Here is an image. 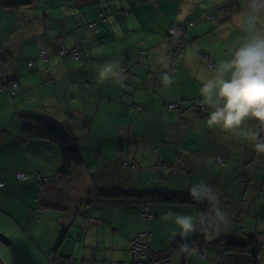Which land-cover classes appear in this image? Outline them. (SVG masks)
<instances>
[{"label": "crops", "instance_id": "obj_1", "mask_svg": "<svg viewBox=\"0 0 264 264\" xmlns=\"http://www.w3.org/2000/svg\"><path fill=\"white\" fill-rule=\"evenodd\" d=\"M184 1L35 0L32 5L16 10L28 16L29 9L45 8L43 14L36 11L29 15L30 18L9 19V12L2 15L0 12V57L4 59L0 79L4 76L19 84L15 94L8 88L0 93V181L4 182L0 187V216H14L12 229L18 235L17 239L4 238L2 241L6 247L19 244L29 248L34 251L31 254L34 258L46 264L52 253L63 264L94 261L124 264L132 258V238L148 230L151 254L160 256L181 239L179 235L173 237L172 234L161 239V233L168 226H173L178 232L175 216L196 215L198 209L191 205L151 204L150 211L157 219L147 223L139 214L143 204L127 203L118 198L104 199L100 194H189L193 185L205 183L215 190L221 207L231 216L232 225L235 219L232 218L234 211L230 202H239L240 198H247L254 190H259V182L264 180V154L257 153L254 144L241 136L209 128L206 122L211 109L204 113L200 111L204 106L200 102V88L203 81L213 75L214 69L206 55L216 64L229 57L228 51H220L222 44L218 43L223 41L217 37L209 38L211 43H207L205 51L197 52L190 48V45L203 46L200 40L209 35L193 34L192 29L197 24L186 26L194 12L185 11ZM65 4L71 12L59 19V33L49 35L46 20L42 17L48 15V8H59ZM101 14L105 20H101ZM233 16V13L231 16L223 15V21L232 20ZM206 19L212 25L219 23L211 14ZM21 21L29 24L23 32L19 30ZM94 22L97 23V32L90 26ZM172 22H184L186 29L184 37L174 38L175 47L182 52L175 48L169 58L165 50ZM201 26L207 27L205 23ZM13 33L17 35L16 42H8ZM59 37L65 39L69 48L81 51V59L77 62L82 60L83 64L73 65L74 60L67 57L52 66L40 61L35 68L27 69L24 48L16 44L33 40L31 45L35 48L36 57L39 50L46 47L53 51V58ZM95 50L102 52L101 58L105 62L102 66L115 64L123 74L124 85H117L120 92L114 98L121 95H127V98L123 97L119 102L108 98V105L105 99L114 94L109 89V81L103 84L97 81ZM161 58L167 67L161 64ZM77 74L84 75L85 81L80 86L100 87L97 98L88 95L94 92L91 86L80 89L73 85ZM164 74L171 79L169 85L162 82ZM173 103L182 104V107L167 111V106ZM85 106H91V110ZM26 115L51 119L68 127L77 138L84 164L63 175L65 161L54 143L41 139L24 140L21 136L19 119ZM100 118L113 122L115 126V131L108 135L114 136L108 149L95 143L90 145L87 141L93 137L94 127ZM195 120L205 126L190 132L188 124ZM243 127L261 135V131H257L261 128L254 120L247 121ZM213 132L212 136L223 137L221 142L209 137ZM125 138L131 140L126 147L122 144ZM237 145L242 147L241 151L236 150ZM216 156L224 158L223 167L216 165ZM206 160L210 168H221L217 174L214 171V176L210 174L211 169L202 175ZM159 161L167 166L162 168L157 179L154 167ZM124 162L136 164V170L129 172L123 166ZM238 168H242L241 171ZM18 172H25L28 179L19 180ZM37 173L47 179L43 191L38 189L34 176ZM240 175L253 176L256 180L254 183L238 180L248 188L236 198L235 191L225 186L228 182L233 183L232 177ZM221 185L224 187L220 188ZM258 204L253 202L249 207L244 204L245 209H240L236 218L241 217L248 227L254 219L249 212H257L258 216L264 212V204ZM168 214L171 216L165 219ZM62 233L66 235L61 241ZM234 236H241L240 240L247 242L253 237L247 229L244 233L232 234L233 239ZM214 240H217V235L197 247V250L202 249L201 257L211 262L214 260L213 256L210 257L213 251L206 255L204 247ZM182 254L177 253L178 257ZM224 254L232 255L236 264L250 261L254 264L249 254ZM258 264H264L260 252Z\"/></svg>", "mask_w": 264, "mask_h": 264}, {"label": "rangeland", "instance_id": "obj_2", "mask_svg": "<svg viewBox=\"0 0 264 264\" xmlns=\"http://www.w3.org/2000/svg\"><path fill=\"white\" fill-rule=\"evenodd\" d=\"M35 1V0H34ZM59 1V0H58ZM63 1V0H62ZM144 1V0H143ZM148 1V0H145ZM150 1H154L155 0H150ZM158 1V0H156ZM179 3V0H176ZM181 1V0H180ZM247 5H248V0H185L183 3V6L185 8V11L187 10L188 12H194V14L191 16V18L188 20V22H186V26H189L188 24L190 22L194 24H197L196 27L192 29V33L193 34H198L200 33V35H209V36H203V40H200L203 43V46H193L190 45L191 49H195L197 52L199 51H205V46L207 47V43L210 42L211 40L209 38L211 37H217V39H219L220 41L222 40L223 42L218 43L217 40L216 42L218 44H222V48L220 49V51H222L223 53H225L226 51H228V57L230 58L232 53L234 52L235 48L242 43L243 41H245L248 37V33L245 32L244 30V23H243V14L246 12L247 10ZM190 8H188V7ZM45 8H32L29 9L27 11V15L20 13L19 10H13V11H6L4 9H0L1 15L4 12H9L7 13V17L9 19L12 18H25L28 17L30 18L29 15H32L34 12L37 11V13L43 14ZM71 12V10L67 7V5L65 4V6H59V8H48L47 9V16L42 17V20L45 19L46 21V26L48 28V32L49 35H57L59 33L60 30V22L59 19H63L65 16L67 17V15ZM231 13L234 14L233 19H227L226 21H223V15H228L231 16ZM202 15V17H200ZM209 14H211V16L215 17L217 19V21L219 22L218 25H212V23L206 19V16H208ZM230 14V15H229ZM0 15V17H1ZM208 18V17H207ZM205 23L207 25V27H202L201 24ZM262 25H264V21L261 22ZM24 27H29V24H24V21H21V23L19 24V30L23 32V28ZM204 28V29H203ZM206 28V29H205ZM10 39L8 40V42H16V38L17 35L15 33H13L10 37ZM33 40L24 42L21 41L18 44H16L18 47L22 46L24 48L25 53L28 55L26 56L25 54V58L27 61V64L30 62L31 59H37L36 55V51L35 48L31 45ZM196 47V48H195ZM203 47V48H202ZM96 52V50H95ZM101 51H98L95 53L96 57H95V67L97 69H99L102 64H104L105 62H103L102 58H101ZM39 55V54H38ZM67 58V57H65ZM62 60H64V58L60 57V56H56L54 55L52 60L50 61V66L54 65L55 63H60L62 62ZM81 65L83 64V61H73V65ZM114 66L116 67V65L114 64ZM27 69L31 70L29 66H27ZM30 73V71H28ZM84 75L83 74H77L76 78L74 80V86L80 87V89L82 88V86H91L92 88H94V92L92 94H88L91 97L97 98L96 95L97 91L100 87L97 88V86L94 85H89V84H85L80 86V84L85 81L84 80ZM87 77V76H85ZM86 79V78H85ZM110 82V86L109 89L112 91V93L114 95H112L111 97L107 96L106 102H108L109 105V101L108 98H113L114 101L119 102L123 97L124 99L127 98V95H121L120 97H115L117 98V100H115L114 96L116 93L120 92V89L118 88L117 85H115L111 80H109ZM113 83V84H112ZM85 91V90H83ZM87 109L91 110V106H85ZM209 110V109H208ZM80 125V124H79ZM188 130L190 132H194V130H198L199 128L204 127L205 125L200 123L198 120L193 121L192 123L188 124ZM185 126H187V124H185ZM135 128H138L135 126ZM219 129V128H218ZM213 130H215V128H213ZM115 131V126L113 124V122H107V120H104L102 118L98 119L96 126L94 127V132H93V137L89 140H87L89 142V144L91 145L92 143L97 144L98 146L104 147L105 149H108L110 144L113 142V137L114 136H108L109 134L113 133ZM257 131L260 132L261 129L257 128ZM213 134H215V132H213L212 134H210L209 137H213L218 139V142L222 141L223 137H216V136H212ZM186 138V137H185ZM134 140V139H133ZM228 141H230V139L227 138ZM130 139L129 138H125V141L122 142L123 146H128V144L130 143ZM236 150L237 151H241L242 147L240 145L236 146ZM206 169L205 171L202 173V175H205L209 169L212 170V172L210 174H215V170H216V174L219 172L218 170L221 169L219 167H214V169L210 168L208 165V161L206 160ZM131 164V163H130ZM242 165V164H239ZM90 166V164H89ZM129 167V172L136 170V164H131ZM134 166V168H133ZM76 168H80V166H77ZM227 170V168H225ZM242 168H238V171H241ZM226 173V171H225ZM62 176V175H61ZM233 179V183L231 184L230 182L227 183L228 186L225 187H230L231 189H233L235 191L236 194V198L240 196L241 192L244 190H246V188H248L247 184H243L240 183L238 180V178L232 177ZM249 180H256L255 177L253 176H248ZM28 179V178H27ZM21 180V179H19ZM26 180V179H25ZM47 180V179H46ZM50 181V180H49ZM48 181V182H49ZM47 182V183H48ZM249 183V182H247ZM253 183V182H252ZM224 186L221 185L220 188H223ZM241 186H243L241 188ZM44 189V187H43ZM42 191V190H41ZM255 192H256V196H255ZM258 188L257 191L254 190L250 196H248L247 198L242 197L240 198V201L238 199L239 202L237 201H233L230 202L232 204L233 207V215L232 218L235 219L234 222H232V225L230 224L227 231H221L218 235H217V240H214L213 242H207V245H205L204 247V253L206 255H208L211 251H213V253H210V257L213 256L214 260L213 262L210 261V259H206V258H202L201 255L198 253V250L196 249V252L193 253L192 255H188L185 256V254L183 253L180 257H178L179 255L177 254H169L172 260V264H236L235 259L232 255H225L224 253H222L219 250V247H216L217 245H219L220 243V239L222 238H229L232 237V234L234 235H238L239 232L240 233H244V231L247 229L250 233H251V237H255L257 238L260 244L263 243L264 241V212H262L260 214V216L256 214L249 212V216L252 215L253 216V221L248 225L246 222H242V218H236L237 216V212L240 209H245L244 208V204L246 207H249L251 204L254 203H261L264 204V195H258ZM22 204V203H20ZM259 205V204H258ZM257 205V206H258ZM240 213V212H238ZM229 216V220L231 221V216ZM24 218H26V216L23 215ZM21 219L22 218V214H21ZM239 220V223H237ZM13 224H15L14 222V216H9V217H1L0 216V257L1 259L4 261L5 264H46L45 262H39L40 259H36L33 257L34 251H30L29 248H24L21 245H16V246H12V247H6L5 243L2 241L3 238H11V239H17L18 235L17 233L12 229L14 226ZM172 225V224H171ZM234 230V231H233ZM172 231H175V228L173 226L171 227H167L160 235L161 239L167 238L169 236V234H172ZM241 236H244L243 234ZM240 236V237H241ZM240 237L238 238L237 236H234L236 242L241 241ZM209 239V238H208ZM209 241V240H208ZM261 256L264 257V250L260 251ZM48 257V256H47ZM52 259L48 260V264H63L61 259L58 258L57 256H55V254H51ZM243 262V261H240ZM128 263V262H127ZM125 263V264H127ZM70 264H74V263H70ZM241 264H252V262L250 261V263L247 262H243Z\"/></svg>", "mask_w": 264, "mask_h": 264}, {"label": "clouds", "instance_id": "obj_3", "mask_svg": "<svg viewBox=\"0 0 264 264\" xmlns=\"http://www.w3.org/2000/svg\"><path fill=\"white\" fill-rule=\"evenodd\" d=\"M244 30L248 33L228 59L221 60L213 69V75L205 79L200 88L201 104L211 109L207 126L219 128L235 136H241L254 144L255 151L264 154V136L253 130H245L249 120L257 122L264 131V0H248L247 10L243 14ZM164 67V59H160ZM111 80L123 86V74L112 63L98 69L97 81L103 84ZM162 82L171 83L168 74ZM190 197L197 203H208L209 210L196 215H176L174 223L183 243L181 251L188 255L196 252L188 244L189 237L199 231L212 239L221 231H227L230 220L215 190L205 183H197L189 190ZM171 214L165 216L168 219Z\"/></svg>", "mask_w": 264, "mask_h": 264}, {"label": "trees", "instance_id": "obj_4", "mask_svg": "<svg viewBox=\"0 0 264 264\" xmlns=\"http://www.w3.org/2000/svg\"><path fill=\"white\" fill-rule=\"evenodd\" d=\"M34 0H0V8L1 9H6V10H14L22 7H27L32 5ZM102 19H104V14H101ZM188 22V21H187ZM182 26L183 29V34L182 35H171L170 30L172 27L177 26L178 24L176 22H172V27L169 30V43L167 44L166 47V53L169 55L168 57L171 58L172 54L175 52L177 49L174 44V38L176 37H184L185 36V27H184V22L179 23ZM189 26H193V23L190 22L188 24ZM91 28L95 30L96 32L98 31L97 28V23H91L90 24ZM65 39L62 37L57 38L54 46V55L60 56L62 58L65 57H70L74 61H78L81 59V51L78 48H69L65 41ZM60 43H63L67 49L68 52L65 53H60ZM176 48V49H175ZM73 50H77L79 53L78 58L75 57L74 53L72 52ZM42 51H46V55L42 54ZM53 52V51H52ZM48 48L44 47L39 50V55L37 59H31L30 62L28 63V66L30 68H35L40 61L45 62V64L50 65L51 61V53ZM177 52H182L181 49H177ZM202 53V52H201ZM209 59L207 60L208 62L212 61V66L215 67L216 63L210 58L209 55H206V58ZM3 64H4V59L0 57V72L3 74ZM4 84H3V82ZM13 83L17 84V88H13L11 85ZM0 93L4 90V88H8L10 91H12L14 94L16 93V90L19 87V84L16 80H9L5 78L4 76L0 79ZM172 106H176L174 108H171ZM182 107V104L179 103H173L169 104L167 106V111H173L175 109H178ZM209 108L207 106H202L200 108V111L204 113L206 110ZM20 133L21 136L23 137L24 140H36V139H41V140H46L49 142L54 143L57 148L59 149V152L62 156V158L65 161V168L62 170L63 175H68L70 173L71 169L77 166H81L84 164V159L81 154V151L79 149L78 141L75 135L71 132V130L68 127H65L58 121H54L51 119L47 118H42L34 115H26V116H20ZM261 136H264V131L261 130ZM217 157H221L224 161V158L222 156H216L215 157V163L217 166L220 167V165L217 163ZM225 163V162H224ZM131 164L129 162H124L123 166L125 168L132 167L130 166ZM225 165V164H224ZM223 165V166H224ZM167 166L165 162H157L155 165L154 169L156 171V178H160V171L162 170L163 167ZM222 166V167H223ZM134 168V166H133ZM42 175V174H41ZM242 178H248L247 176L240 175L238 179L240 182H245L242 181ZM249 179V178H248ZM38 181V189L40 182L44 185L45 187V181L46 179L42 176V179ZM255 180H253V183ZM44 190V189H43ZM42 190V191H43ZM41 191V190H40ZM264 193V180L259 182V190L258 194L263 195ZM100 196L104 199H114L118 198L121 201H125L127 203L129 202H137L140 204H143L141 211H140V216L141 218L149 223L151 221H155L157 219V216L153 214L150 211V205L151 204H157V205H191L195 206L198 209V213L206 212L209 210V205L208 203H197L194 201L189 194L186 193H181V192H152V193H126V194H119V193H111L107 192L104 194H100ZM153 216V218H148V216ZM140 234H148L149 235V251H150V238L151 234L150 232L147 231H142L138 234H136L132 240L140 235ZM66 233H62L61 236V241L65 238ZM131 240V241H132ZM209 240L204 234L200 233L199 231L195 232L192 238L188 239V244L190 247L197 249V247H201L204 245L205 241ZM232 237L225 238L224 240H220L219 245H217L220 249L223 250L224 253H235V254H249V256L252 258L254 264H258V254L260 251L264 249H256L259 246V241H256L255 237H252L248 242L247 241H239L236 242L234 241ZM183 241L181 239L176 240L168 249V252L165 253L164 255L160 256H155L151 254L150 251V256L152 258H159L162 256H167L170 259L169 254H177L179 252L183 253L181 251V244ZM264 243V241H263ZM131 246V242H130ZM202 249L198 250L201 251ZM185 256H187L186 253H184ZM49 255V259H51ZM203 258V257H202ZM132 260V258H131ZM130 260V261H131ZM129 261V262H130ZM171 263V261H170ZM112 264V263H110ZM118 264H123V263H118ZM185 264V263H184Z\"/></svg>", "mask_w": 264, "mask_h": 264}, {"label": "built area", "instance_id": "obj_5", "mask_svg": "<svg viewBox=\"0 0 264 264\" xmlns=\"http://www.w3.org/2000/svg\"><path fill=\"white\" fill-rule=\"evenodd\" d=\"M210 19L214 20L212 17H210ZM170 34L171 35H182L183 34L182 26L178 24L177 26L172 27V29L170 30ZM65 52H68L67 47L63 43H60V53L63 54ZM72 52L74 53L75 57L78 58L79 56L78 51L73 50ZM42 54L46 55V51H42ZM11 86L13 88H17L16 83H13ZM0 90H1V87H0ZM174 107L176 106H172L171 108H174ZM217 163L220 166L224 165V161L221 157H217ZM34 176L39 181L42 179V175L40 173H37ZM17 177L21 180H25L28 178V175L25 172H18ZM242 181L249 182V183L253 182V180H249L248 178H242ZM3 186H4V182L0 181V187H3ZM43 187L44 185L40 182L39 184L40 190H43ZM148 218H153V216L149 215ZM148 238H149L148 234H140L131 241L132 260L128 262L127 264H171L170 259L167 256H162L159 258H152L150 256ZM256 249H264V243L259 244V246ZM199 254L203 256L202 251H199ZM88 264H110V263L93 262V263H88Z\"/></svg>", "mask_w": 264, "mask_h": 264}, {"label": "water", "instance_id": "obj_6", "mask_svg": "<svg viewBox=\"0 0 264 264\" xmlns=\"http://www.w3.org/2000/svg\"><path fill=\"white\" fill-rule=\"evenodd\" d=\"M3 240H4V238H3ZM0 264H5L4 261L1 259V257H0Z\"/></svg>", "mask_w": 264, "mask_h": 264}, {"label": "bare ground", "instance_id": "obj_7", "mask_svg": "<svg viewBox=\"0 0 264 264\" xmlns=\"http://www.w3.org/2000/svg\"><path fill=\"white\" fill-rule=\"evenodd\" d=\"M225 164V163H224ZM94 262H101V261H94ZM91 263H93V262H91ZM106 263H109V262H106ZM125 264V263H124Z\"/></svg>", "mask_w": 264, "mask_h": 264}]
</instances>
